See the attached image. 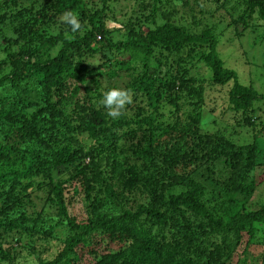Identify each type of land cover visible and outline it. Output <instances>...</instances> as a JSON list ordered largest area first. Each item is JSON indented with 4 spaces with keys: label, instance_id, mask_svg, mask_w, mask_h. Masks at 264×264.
<instances>
[{
    "label": "trees",
    "instance_id": "1",
    "mask_svg": "<svg viewBox=\"0 0 264 264\" xmlns=\"http://www.w3.org/2000/svg\"><path fill=\"white\" fill-rule=\"evenodd\" d=\"M129 1L117 18L111 0H0V264H264V92L217 50L226 28L264 27V0H214L230 18L199 30L180 22L190 0ZM230 81L234 125L201 130ZM112 87L133 94L118 120L99 103Z\"/></svg>",
    "mask_w": 264,
    "mask_h": 264
},
{
    "label": "rangeland",
    "instance_id": "2",
    "mask_svg": "<svg viewBox=\"0 0 264 264\" xmlns=\"http://www.w3.org/2000/svg\"><path fill=\"white\" fill-rule=\"evenodd\" d=\"M89 3H94V0H85ZM221 2L223 0H220ZM231 5L233 4V0ZM114 5V11L116 12V17L120 18L123 15H134L131 5L132 1L129 0H111ZM193 5L194 18L190 16L191 11L187 10V7ZM185 7L180 6L182 9L180 17L181 23L189 25L191 29L199 30L204 23L198 24V20L201 16L207 17L210 13L214 14V17H219L224 15L225 19H229V13L226 9H230L229 4L225 7L219 6L218 2L214 0H190V3ZM135 4L134 8L135 9ZM116 9V10H115ZM239 8H236L237 11ZM183 16V18H182ZM194 19V21H193ZM252 22H249L251 24ZM264 27H259L257 32L261 33ZM257 32H251L250 29H247L243 35H237L235 31H231L230 27L226 28L222 35L220 36L219 44L217 50L224 60L226 66L234 69L239 74V80L244 84H251L259 92H264V66H263V46L261 43L255 41ZM1 55V54H0ZM99 57V56H98ZM101 62V60H95ZM96 62V63H97ZM97 65V64H96ZM7 67V66H6ZM1 71L0 76L4 75L7 72V68ZM199 74H205L206 68L202 64L198 66ZM107 82V80H104ZM231 85V81L222 86H215L211 89H208L206 92L205 99V108L202 112L201 118V130L210 129L213 130L216 127L222 128L224 125L230 126L234 125L233 113H229L228 105L226 102V92ZM259 110L255 114V126L260 127L264 125V103L257 104ZM215 124H212V122ZM246 129V128H245ZM248 132L252 133V127L250 126ZM246 129V130H247ZM264 137V135H263ZM262 147L264 149V138L262 139ZM256 180L259 182L258 187L255 193L252 196V201L257 200V197L264 196V166L258 167L256 170ZM36 200V199H35ZM83 204L80 200L74 202V213L76 217H80L82 212L81 207ZM81 209V210H80ZM246 240V238L244 239ZM243 246V243H242ZM241 247L238 249L240 251ZM264 252V247L253 245L249 248V253L252 258H259ZM237 256L234 258L236 259ZM250 258V262L253 259ZM31 259L28 257L26 259L19 260V264H30ZM258 261V260H257Z\"/></svg>",
    "mask_w": 264,
    "mask_h": 264
},
{
    "label": "clouds",
    "instance_id": "3",
    "mask_svg": "<svg viewBox=\"0 0 264 264\" xmlns=\"http://www.w3.org/2000/svg\"><path fill=\"white\" fill-rule=\"evenodd\" d=\"M60 22L67 25L72 33L80 32L83 28L78 15L72 11H66L60 17ZM133 94L131 90L120 87H112L103 92L99 101L106 109V116L111 120L120 119L126 112L127 106L132 104Z\"/></svg>",
    "mask_w": 264,
    "mask_h": 264
}]
</instances>
